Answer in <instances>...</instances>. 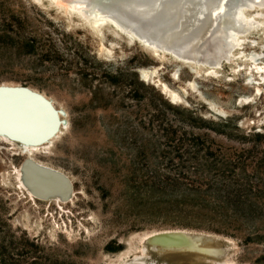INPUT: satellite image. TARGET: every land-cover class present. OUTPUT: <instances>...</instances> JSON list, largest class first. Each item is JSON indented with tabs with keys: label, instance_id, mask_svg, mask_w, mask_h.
Instances as JSON below:
<instances>
[{
	"label": "rangeland",
	"instance_id": "374dc122",
	"mask_svg": "<svg viewBox=\"0 0 264 264\" xmlns=\"http://www.w3.org/2000/svg\"><path fill=\"white\" fill-rule=\"evenodd\" d=\"M54 7L44 0H0V85L30 87L66 113V130L32 160L66 177L74 195L62 206L32 201L17 178L27 156L18 141H0V264L5 251L15 259L8 263L16 264H123L135 256L147 264L175 263L173 257L182 264H264V139L213 136L215 156L209 161L220 163L217 184L249 190L254 207L244 210L227 207L225 194L211 191L215 182L207 179L200 199L209 207L200 213L151 212L146 205L156 196L125 178L158 168L156 133L140 126L144 105L188 108L264 135V12L248 14L263 25L243 39L230 63L215 74L200 68L197 78L184 67L175 78L169 55L159 61L109 27L98 36L77 15ZM159 66L154 83L141 80L138 69ZM155 81L168 86L175 104ZM225 219H247L256 230L212 231ZM171 230L213 235L228 253L211 261L149 250L145 236ZM250 232L261 237L250 240Z\"/></svg>",
	"mask_w": 264,
	"mask_h": 264
},
{
	"label": "bare ground",
	"instance_id": "6f19581e",
	"mask_svg": "<svg viewBox=\"0 0 264 264\" xmlns=\"http://www.w3.org/2000/svg\"><path fill=\"white\" fill-rule=\"evenodd\" d=\"M44 1L62 9L66 15H77L98 36H101L102 32L109 27L118 34L129 37L131 39L127 41L129 44L134 45L137 41L159 61L163 60L164 55H169V58L177 61L175 57L167 54V51L171 54L185 53L193 60L190 67L195 68L197 73L200 68L208 67L215 74L224 63L228 64L233 60L235 52L245 44L243 39L264 24L256 20V16L264 12V0ZM237 13L238 18H236ZM248 14L256 16L253 18ZM109 36L118 41H125L112 33H107L106 37ZM111 45L113 48L120 47L119 43L113 42ZM150 68L152 69H139L144 76L141 80L145 82L151 80L154 83L153 78L159 75V68ZM260 71L264 79V67H261ZM155 82L161 92L175 104L177 98L167 89L168 86ZM188 84L193 87L195 82H188ZM19 91L42 100L52 110L54 117L42 104L24 94H8ZM257 92H260L259 88ZM65 114L63 110L55 107L52 100L39 91L22 85H0V133H2L0 141L7 144L13 142L7 137V133L27 140V143L18 141L22 147L21 154L27 157L26 162L24 161L25 163L18 169L17 178L32 201H58L62 206L61 201L69 202L73 198L74 189L72 190L66 177L48 166L37 165L32 160L35 153L43 147H50L58 139L59 134L66 130L67 127L63 121ZM170 235L185 237L193 249L178 252L168 250L166 246L170 242L163 241L162 238ZM217 241L218 238L213 235L187 230L155 232L144 238L149 250L158 256L171 253L211 261L221 260L228 253L226 247L215 244ZM226 242L228 243L227 240ZM173 258H177L175 263L171 261L164 263L182 264L178 257ZM151 262L160 263L156 260ZM123 264L147 263L135 256Z\"/></svg>",
	"mask_w": 264,
	"mask_h": 264
},
{
	"label": "trees",
	"instance_id": "16d2710c",
	"mask_svg": "<svg viewBox=\"0 0 264 264\" xmlns=\"http://www.w3.org/2000/svg\"><path fill=\"white\" fill-rule=\"evenodd\" d=\"M140 119L143 130L152 127L149 130L156 133L158 168L153 173L131 172L125 178L136 184L137 188H146L154 194V197L156 196L153 202L146 205L149 211L187 213L197 211L200 213L209 207L200 199L207 179L215 182L210 187L211 191L225 194L228 199L227 207L242 210L254 207L248 202L249 190L236 189L231 184L219 187L217 183L220 176V163L218 161L210 163L209 158L215 156L212 147L215 140L213 136L231 140L240 138L250 140L251 137H255L256 141H261L264 135L246 134L233 124L232 119L209 120L196 111L175 105H144L140 107ZM220 150L219 148L216 151ZM228 165L231 167V164ZM206 173H212V177L209 178ZM215 224L217 225L212 231L224 235H230L231 228L256 230V223H250L247 219H225L216 221ZM256 234V232H250L248 239L261 237ZM7 249L8 246L4 248V250ZM3 255L5 256L2 259L3 264H16L8 263L9 260L15 259L7 255L6 251Z\"/></svg>",
	"mask_w": 264,
	"mask_h": 264
},
{
	"label": "water",
	"instance_id": "95a60500",
	"mask_svg": "<svg viewBox=\"0 0 264 264\" xmlns=\"http://www.w3.org/2000/svg\"><path fill=\"white\" fill-rule=\"evenodd\" d=\"M238 16H239V14L237 13V17L236 18H238ZM230 37H232V35H230ZM166 53L172 55L177 60V61L173 60L174 63H175L174 64L175 65V73H174V77L175 78L179 77L182 69L184 67L187 68V66H188L190 72L192 74H194L196 78L200 76V74L196 72L195 68L190 67V63H192L193 60H191V58H189V56H187L185 53L179 52L178 54H171L168 51ZM157 68H159L158 69V74H159L160 70L162 69V66H159ZM138 73L140 74L141 79H144V76L140 73L139 69H138ZM195 83H196V81H195ZM8 94H24L26 97H29L30 99L35 100L39 104H42L45 108H47L49 110V112L54 117V114H53L52 110L42 100L34 97L33 95H31L29 93H26V92H21V91L14 92V93H8ZM0 134H2V133H0ZM6 135H7V137H9V139H11L13 141H19V142H22V143H27V140L21 139L20 137L18 138V136H14V134L11 135V134L7 133ZM162 240L170 242V244L168 246H166V247H167L168 250H170L172 252H178V251H185V250H192L193 249L192 245L188 244V241L186 240V238L182 237L180 235H170L167 238L163 237Z\"/></svg>",
	"mask_w": 264,
	"mask_h": 264
}]
</instances>
